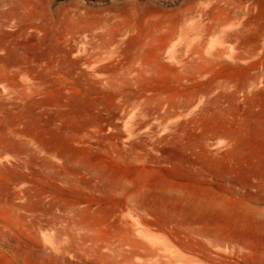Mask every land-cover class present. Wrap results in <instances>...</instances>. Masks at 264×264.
<instances>
[{"label":"rangeland","instance_id":"obj_1","mask_svg":"<svg viewBox=\"0 0 264 264\" xmlns=\"http://www.w3.org/2000/svg\"><path fill=\"white\" fill-rule=\"evenodd\" d=\"M263 135L264 0H0V264H264Z\"/></svg>","mask_w":264,"mask_h":264},{"label":"bare ground","instance_id":"obj_2","mask_svg":"<svg viewBox=\"0 0 264 264\" xmlns=\"http://www.w3.org/2000/svg\"><path fill=\"white\" fill-rule=\"evenodd\" d=\"M264 136V135H263ZM263 151H264V149H263ZM261 170H263V169H261ZM264 171V170H263ZM262 176H264V175H262ZM264 180V179H263ZM192 220H194V218L193 217H190ZM250 218H251V220L254 222V224L256 225V226H258V221L259 220H261V219H263L264 218V212H261V211H257V210H255L254 212H253V214L250 216ZM202 218L201 217H198L197 218V220L196 221H199V220H201ZM200 234H203V235H214V236H216L218 233L217 232H211V231H209L208 229H202V230H200V231H198ZM219 235V234H218ZM137 250V249H136Z\"/></svg>","mask_w":264,"mask_h":264}]
</instances>
